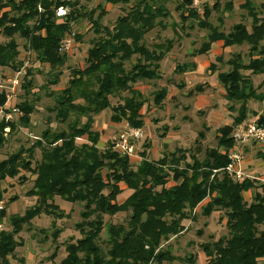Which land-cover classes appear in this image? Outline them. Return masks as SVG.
Masks as SVG:
<instances>
[{
  "label": "trees",
  "instance_id": "trees-1",
  "mask_svg": "<svg viewBox=\"0 0 264 264\" xmlns=\"http://www.w3.org/2000/svg\"><path fill=\"white\" fill-rule=\"evenodd\" d=\"M91 1H69L67 15L55 20L56 9L64 6L66 0H0V37L4 39L0 41V75L18 72L23 67L18 60L15 37L23 39L24 47L34 54L35 61L49 68L40 89L48 92L47 97L53 100L49 112L54 114V121L65 127L54 131L47 127L29 149L19 148L0 161V187L6 180L17 179L22 186L31 181L26 196L34 198V204L23 214L10 215L9 230H0V264H11L10 259L24 264V258L17 253L23 241L17 238L23 229L32 232L34 219L65 217L56 199L68 204L81 203L83 210L81 221L75 225L80 238L64 244L62 259L58 261L56 246L47 258L50 264H170L176 258L163 244L183 231V222L204 202L202 214L210 216L222 211L227 230L226 237L200 245L205 264H264V182H236L224 171L228 164L227 152L234 146L233 129L245 121L248 102L262 99L251 79L242 72L264 74V46L261 45L264 19L260 16L264 4L258 10L249 0L244 1L240 8L251 19L250 31L239 22L227 34L213 26L210 18L213 12H230L231 1L222 6L221 0H215L211 7L203 5L201 13L194 8L193 0H182L177 5L182 24L172 25L176 35L184 26L192 29L196 25L208 32L199 56L206 55L218 42L224 48L248 47V63L244 64L239 54L234 55L226 65L229 70L216 76L225 90V100L231 104L229 109L238 107V116L232 125L218 129L215 148L202 147L198 139L195 149H174L156 161L147 159L142 152L143 160L136 165L115 148L119 134L110 138L109 147L100 152L97 146L101 135L92 127L95 116L106 107L105 100L116 97L121 103L110 107V122L124 126L123 132L144 125L141 110L146 101L135 85L162 78L160 62L172 43L149 49L144 38L157 26L165 28L167 0H104L108 5L128 8L112 28L102 24L106 15L104 7L97 5L91 10L83 7L82 3ZM218 20L221 24V18ZM81 21L89 24L94 34L86 52L85 67L81 70L67 66L66 87L53 91L50 88L59 84L60 70L68 60L66 54L59 52V47L67 35L74 33V24ZM74 38L81 41L78 34ZM132 59L134 64L126 70L125 64ZM195 67L190 63L188 70ZM184 69L175 67L174 72ZM208 69L217 71L215 63ZM30 71L27 69L20 77L18 89L22 88L24 95L32 94ZM165 96L166 88L162 87L154 93L153 103L159 105ZM35 101L14 102L22 116L18 126L10 123V133L19 124L23 128L29 126ZM3 102L0 96V103ZM256 123L264 127V114L258 116ZM4 127L5 124H0V149L6 142ZM78 140L82 142L78 144ZM36 149L40 150V161L32 167ZM24 155H27L25 160ZM258 156L264 164V153ZM21 171L29 173L31 178L20 175ZM123 192L126 196L119 202ZM248 193L246 200L244 194ZM16 199L13 197L10 202ZM0 203L4 205L1 193ZM118 214L124 215L123 223H111L109 219ZM5 217L6 207L2 206L0 224ZM55 235L56 232L53 241Z\"/></svg>",
  "mask_w": 264,
  "mask_h": 264
},
{
  "label": "rangeland",
  "instance_id": "rangeland-1",
  "mask_svg": "<svg viewBox=\"0 0 264 264\" xmlns=\"http://www.w3.org/2000/svg\"><path fill=\"white\" fill-rule=\"evenodd\" d=\"M182 0H167L165 10L168 18L164 20L165 28L157 26L149 32L144 43L152 49L153 46L171 42L172 47L160 62L159 74L161 80L152 82L144 81L135 85L142 93L145 99L141 113L144 125L141 130L144 138L139 140L135 146L137 149V157L132 158V163L136 165L143 160L140 153H146V158L156 161L162 157L164 153L173 151L174 149L193 150L197 146L196 140L199 139L200 145L204 148L216 147V136L218 129L232 125L234 118L238 116L237 109L230 110L231 104L225 100V90L217 80L218 72H226L229 67L227 62L234 56L240 55L244 64L248 63V47L232 46L228 48L222 47V43L218 42L212 45L211 50L206 55H198L201 45L207 41L208 32L200 30L193 26H184L182 30H178V34L174 33L172 25H180L179 12L176 11L177 5ZM215 0H197L193 2L194 8L198 12H202L203 5L211 7ZM233 3L230 12H213L210 22L213 26L218 27L220 31L227 34L232 26L243 23L250 31L251 19L246 16L240 5L246 0H221L220 4L224 6L227 2ZM258 10L260 5L264 4V0H249ZM87 10L94 9L97 5L104 7L106 15L102 19L105 27L112 28L116 19L128 12V8L122 5H108L104 0H92L90 3H82ZM95 15H98L96 11ZM264 19V12L260 14ZM221 18L222 23H219ZM189 25V24H186ZM90 25L85 21L74 24L73 32L81 36V41L73 38L72 48L66 54L68 60L66 65L60 70L62 77L57 86L50 89L53 91L60 90L67 85L69 76V67L83 69L85 67V57L87 49L90 47V41L94 38V34L89 30ZM18 44L19 57L24 66V72L30 69V79L32 81V91L30 95L25 94L22 88L18 89L14 101L17 103L27 99L36 101L34 104V112L30 116L29 126L23 128L20 126L12 133L8 134L5 145L0 149V161L6 159L9 155L14 154L23 148L24 150L34 144L35 140L40 136L41 132L47 127L52 131L64 129V125H59L54 121V114L49 112L53 107V100L47 97V93L40 87L45 84L49 68L47 65L39 64L35 61L34 54L28 52L24 47L25 41L15 37ZM4 39L0 37V41ZM264 46V41L261 42ZM219 57L218 61L216 58ZM135 60L125 64V69L129 70ZM190 63L195 64L194 70H188ZM215 63L216 72L209 70L210 64ZM71 64V65H69ZM186 66V67H185ZM175 67H184L180 72H174ZM16 71H13L15 73ZM242 72V71H241ZM13 73H6L8 77H12ZM244 76L250 78L256 93L262 96L261 100H251L247 104V116L243 123L249 124L257 122L258 116L264 114V74L253 75L249 72H242ZM166 88L165 98L159 105L153 103L154 93ZM121 95L120 97H124ZM105 109L94 118L93 130L101 135V143H98L100 152L109 147L110 138L120 135L124 131V126L116 125L110 122V107L121 103L119 98H108L105 100ZM82 141L78 140V144ZM234 147V146H233ZM232 147V148H233ZM242 156V167L244 171L252 177L257 178L258 182H264V164L259 158V153H264V142H251L243 148L238 147ZM201 155V154H200ZM24 155L22 159H26ZM32 167L40 161V150L36 149L31 159ZM20 175H26L31 178L29 173L21 171ZM31 181L20 185L17 179L6 180L0 187L3 204L6 207V217L0 224V230H9V217L13 214H23L28 208L34 204V198L27 197L26 193L31 188ZM121 188L124 187L121 186ZM126 196L123 192L118 197L121 202ZM17 199L10 202V199ZM246 200L249 199V193L244 194ZM56 204L63 210L65 217L54 220L52 217L41 216L32 221V232L25 229L17 238L23 241V246L17 249L20 257H25L24 264H50L47 258L53 249L58 247V258L63 255L64 244L74 242L80 238L79 232L75 229V225L81 221L80 212L83 210L81 203L68 204L56 199ZM205 202L200 204L189 216V219L183 222L184 229L176 237H171L163 244L164 249H168L176 259L170 264H205L201 246L208 242H215L222 237H226L227 230L225 227V215L222 211H215L210 216L202 214V208ZM107 220V218H106ZM111 223H123L124 215L118 214L109 219ZM56 232L55 241L53 235ZM45 239V240H44ZM188 258H191L188 259ZM11 264H16V260L10 259ZM168 264V263H165Z\"/></svg>",
  "mask_w": 264,
  "mask_h": 264
},
{
  "label": "built area",
  "instance_id": "built-area-1",
  "mask_svg": "<svg viewBox=\"0 0 264 264\" xmlns=\"http://www.w3.org/2000/svg\"><path fill=\"white\" fill-rule=\"evenodd\" d=\"M72 0H66L65 5L56 9L54 18L59 20L64 18L68 11L67 3ZM197 0H193V2ZM74 33L67 35L59 47V52L67 54L72 48V40ZM25 75L24 66L16 72L12 77L0 75V96L3 97L4 102L0 103V124H5L3 129V136L7 137L10 134V123H15L18 126L19 117L22 113L16 108L14 98L18 91L20 77ZM144 138L141 128H128L125 132L119 135L115 143V148L123 155L129 158L137 157V149L135 148L137 142ZM232 140L234 147L227 152L228 164L225 167L227 175L236 182L243 180H258L246 173L242 167V156L238 150L247 144L264 142V127H260L256 122L249 124H240L233 129ZM2 203H0V209Z\"/></svg>",
  "mask_w": 264,
  "mask_h": 264
},
{
  "label": "crops",
  "instance_id": "crops-1",
  "mask_svg": "<svg viewBox=\"0 0 264 264\" xmlns=\"http://www.w3.org/2000/svg\"><path fill=\"white\" fill-rule=\"evenodd\" d=\"M23 258H24V260H25V257H23ZM60 259H62V255H61V258H60ZM60 259H59V260H60ZM25 261H26V260H25ZM47 262H48V261H47ZM48 263H49V262H48Z\"/></svg>",
  "mask_w": 264,
  "mask_h": 264
}]
</instances>
